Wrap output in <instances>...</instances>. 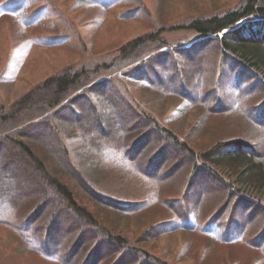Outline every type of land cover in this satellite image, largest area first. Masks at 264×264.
Here are the masks:
<instances>
[{"label":"trees","instance_id":"obj_1","mask_svg":"<svg viewBox=\"0 0 264 264\" xmlns=\"http://www.w3.org/2000/svg\"><path fill=\"white\" fill-rule=\"evenodd\" d=\"M19 1L0 0V9L9 14ZM49 4L33 14L25 7L21 19L36 15L55 28V18L43 16ZM180 30L199 39L164 48L161 32ZM64 37L31 41L55 46ZM209 66L213 77L204 86L200 79ZM117 70L121 74L110 77ZM121 76L181 99L168 127L138 108ZM0 111V165L15 162L33 170L40 186L38 192L9 195L0 185V198L15 213L0 225L17 234L28 250L24 258L35 253L58 264H166L136 239L190 228L222 246L240 245L256 261L252 264H264V0H240L220 14L184 17L127 41L91 67H62ZM68 129L90 154L115 158L124 170L127 164V173L152 192L131 200L102 191L95 168L85 165L86 153L64 144ZM93 129L97 134L89 136ZM55 165L68 181L56 176ZM0 180L14 183L4 174ZM153 201L170 218H150L132 239L125 236L127 227L115 222L136 221Z\"/></svg>","mask_w":264,"mask_h":264},{"label":"rangeland","instance_id":"obj_2","mask_svg":"<svg viewBox=\"0 0 264 264\" xmlns=\"http://www.w3.org/2000/svg\"><path fill=\"white\" fill-rule=\"evenodd\" d=\"M239 1L20 0L19 5L10 9L9 14L0 9V108L4 109L32 86L62 67L69 65L74 69L91 67L95 61H103L107 57L114 56L122 44L140 35L155 32L158 28H165L187 16L223 13L225 10L233 9ZM42 3H50L49 9L43 13V16L51 15L55 18V28H52L50 21L36 15L33 16L34 20L21 19L20 12L25 7L31 6V10L26 9L33 14ZM56 34L60 37L65 35L58 45L46 46L32 42L39 37ZM161 35L167 43L164 48H175L176 45L186 47L199 39L196 33L185 30L163 31ZM66 36L68 39L64 43L62 40ZM118 65L116 64V68ZM128 66H123L122 70ZM210 67L200 79L204 86H207L213 77ZM120 74L121 72L117 70L110 77ZM188 76L192 77L190 73ZM121 77L127 93L137 103L138 108L144 110L145 113L149 112L156 121L168 127L169 117L173 111L180 108L181 99L154 91L146 82L134 80L132 77ZM105 125L106 128L109 127L108 124ZM223 125L226 130L229 129L230 125ZM95 133L97 134L93 129L89 136ZM64 136L66 137L64 144L70 150L86 153L85 165H92L95 168L96 180L101 182V185L97 187L102 191L115 193L116 196L131 200H141L146 197L147 193L152 192V188L145 186L141 178L127 173L131 172L127 164V170H124L119 163L114 162L115 158L106 159L101 155L90 154L80 137L70 129L64 131ZM5 153V151L2 152V154ZM3 164L0 165V176L4 174L6 180L14 181L12 185H9L0 180V185L6 193L9 195L15 192L21 193L27 189L39 191L40 186L36 185L38 182L35 183L33 170L24 169L15 162L12 166ZM53 167L57 170V172L54 170L56 176L62 180H69L68 175H64L57 165ZM7 172L12 175L11 178ZM18 187L20 189H17ZM74 190H76L75 186ZM169 193L167 189L164 190L163 195ZM5 199L7 198H0V221L5 220L10 214L15 215ZM34 203H37L36 199L33 202H25L26 205L24 204L22 209H26V206H33ZM15 212L17 214V211ZM98 212L102 214V209ZM140 216L142 217L135 219L136 221L132 223L129 222L130 224L126 222V219L119 223L115 222V224L126 226L125 236L132 239L136 235L135 232L144 230L150 224V218L155 220L162 216L164 219H169L171 214L153 201ZM64 220L65 217H61L59 222L65 223ZM73 226L77 230H83L75 223ZM192 233L190 228L186 232L167 230V233L161 235L159 239H149V241L136 239V243L166 264H252L256 262L240 245L222 246ZM15 234L13 230H7L6 227L0 225V264H58L53 261V263L45 262L35 253H30L33 257L24 258L28 250ZM254 257L259 261L258 255Z\"/></svg>","mask_w":264,"mask_h":264}]
</instances>
